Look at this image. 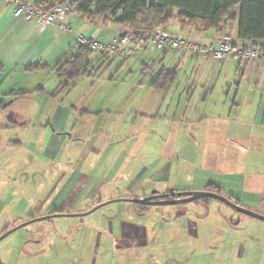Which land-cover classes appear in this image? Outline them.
I'll use <instances>...</instances> for the list:
<instances>
[{"label": "crops", "instance_id": "0c3cea01", "mask_svg": "<svg viewBox=\"0 0 264 264\" xmlns=\"http://www.w3.org/2000/svg\"><path fill=\"white\" fill-rule=\"evenodd\" d=\"M13 10L0 1V237L27 225L0 241V264H209L189 247L211 202L141 210L124 199L214 184L262 206L264 60L218 62L146 42L129 58L93 53L88 74L65 81L58 67L80 53V36L109 42L131 27L78 15L37 32ZM239 10L225 29L243 45ZM163 27L218 35L175 18ZM168 72L173 81L152 85Z\"/></svg>", "mask_w": 264, "mask_h": 264}, {"label": "trees", "instance_id": "16d2710c", "mask_svg": "<svg viewBox=\"0 0 264 264\" xmlns=\"http://www.w3.org/2000/svg\"><path fill=\"white\" fill-rule=\"evenodd\" d=\"M58 1L76 4L79 15L88 20L111 15L117 17L119 23L129 25L131 29L147 31L163 27L174 18L179 20L184 30L187 27L205 31L225 30L227 23L237 18L235 9L239 7L238 40L264 43V0H153L152 5H149V0H37V4L46 7ZM175 9H178L176 17L173 16ZM79 52L58 67V73L65 81L88 74L89 58L95 52L86 46H80ZM174 76L175 72L163 73L152 85L164 88L173 81ZM205 191L221 194L240 205L224 195L214 184L209 185ZM212 199L203 198L194 202L208 203ZM136 207L141 210L148 209L146 205L137 204Z\"/></svg>", "mask_w": 264, "mask_h": 264}, {"label": "built area", "instance_id": "2783aa9c", "mask_svg": "<svg viewBox=\"0 0 264 264\" xmlns=\"http://www.w3.org/2000/svg\"><path fill=\"white\" fill-rule=\"evenodd\" d=\"M0 1L12 3L14 17L36 21L37 32H43L52 25L65 29L67 17L79 15L78 6L69 1L50 3L46 7L26 0ZM78 41L80 46H86L95 53L122 58L135 55L144 43L149 42L160 51L185 49L191 55H203L218 62L228 58L264 60L263 42L248 41L243 45L238 44L226 29L218 31L217 37L210 42H205L203 37L193 33H172L164 27H157L152 31L129 29L120 32L109 42L86 36H80Z\"/></svg>", "mask_w": 264, "mask_h": 264}, {"label": "rangeland", "instance_id": "374dc122", "mask_svg": "<svg viewBox=\"0 0 264 264\" xmlns=\"http://www.w3.org/2000/svg\"><path fill=\"white\" fill-rule=\"evenodd\" d=\"M210 202L212 205L207 206L204 218L200 220L199 237L191 239L189 251H204L209 264L215 257L224 259L227 264H264V221L240 214L215 199ZM188 205L193 204L191 202ZM246 209L264 215V204ZM194 212L188 215L192 213L190 216L196 220L197 214ZM228 213L235 215V223L241 221L232 226L233 221Z\"/></svg>", "mask_w": 264, "mask_h": 264}, {"label": "water", "instance_id": "95a60500", "mask_svg": "<svg viewBox=\"0 0 264 264\" xmlns=\"http://www.w3.org/2000/svg\"><path fill=\"white\" fill-rule=\"evenodd\" d=\"M152 3H153V0H149V5H152ZM176 196H177L176 198L175 197L169 198L170 196L168 194L160 195V194H157L156 191H153L151 196L146 197L144 199H124V201H128V202H131L134 204L146 205V206H176V205L191 203V202H194L196 200L203 199V198H213L217 201H220V202H223V203L229 205L230 207L235 209L240 214H243V215H246L249 217H253V218H256V219L261 220V221H264V215H261V214L255 213L251 210H248L246 208H243L242 206L235 204L234 202H232L231 200H229L225 196L218 194V193H215V192H211V191H188V192H179V193H177ZM101 206H103V204L99 205L94 210H97ZM47 218H50V217H44L42 219H47ZM42 219H40V220H42ZM26 225L27 224L20 225L18 227H15L12 230L6 232L5 234H3L0 237V241L3 240L5 237H7L12 232H14L15 230H17L18 228H21V227L26 226Z\"/></svg>", "mask_w": 264, "mask_h": 264}]
</instances>
